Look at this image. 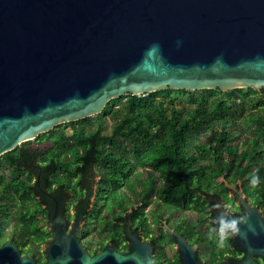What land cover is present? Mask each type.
Returning <instances> with one entry per match:
<instances>
[{
	"label": "water",
	"instance_id": "obj_1",
	"mask_svg": "<svg viewBox=\"0 0 264 264\" xmlns=\"http://www.w3.org/2000/svg\"><path fill=\"white\" fill-rule=\"evenodd\" d=\"M236 88L264 89V0H0V156L123 95ZM49 224L59 264L58 210ZM29 261L0 245V264Z\"/></svg>",
	"mask_w": 264,
	"mask_h": 264
},
{
	"label": "flooded vegetation",
	"instance_id": "obj_2",
	"mask_svg": "<svg viewBox=\"0 0 264 264\" xmlns=\"http://www.w3.org/2000/svg\"><path fill=\"white\" fill-rule=\"evenodd\" d=\"M29 147L26 156L19 159V167L0 165V207L7 197L2 178L5 183L23 178L29 184L32 198L28 212H21L16 202V211L3 221L5 214L0 211V234L5 230L11 233L14 239L8 241L15 242L20 258L31 259L28 264L47 262V244L53 238L49 223L55 210L63 225L59 264L264 263L255 245L259 220L264 226V163H230L224 158L221 164L213 165L207 161L210 155L206 150L196 153L198 159L190 157L192 162L186 167L206 171L217 168L219 176L208 183L203 194L176 199L157 194L160 185L154 179L160 177L155 170L161 166L142 165L135 147ZM99 152L110 155L98 158ZM116 159L127 164L125 172L151 173L143 179L139 195L109 194L103 168L112 167ZM253 173L261 177L256 186L250 184ZM131 175L125 185L129 190L134 187L130 186ZM147 184L153 186L151 195L142 194ZM219 202L231 203L234 216L248 215L249 223L241 225L246 240L238 234L220 248L207 237L210 217L219 214L213 205ZM69 235L74 238L67 243Z\"/></svg>",
	"mask_w": 264,
	"mask_h": 264
},
{
	"label": "trees",
	"instance_id": "obj_3",
	"mask_svg": "<svg viewBox=\"0 0 264 264\" xmlns=\"http://www.w3.org/2000/svg\"><path fill=\"white\" fill-rule=\"evenodd\" d=\"M204 95L192 110H186L183 105L174 102L176 96L183 95L188 90L165 89L150 92L143 95H123L110 100L103 111L97 115L89 116L77 121L67 122L73 125L70 134L62 128L50 130L35 138L33 141L51 140V148L76 149V148H125L128 141L138 149L137 154L142 158L141 164L149 166H161L156 169L162 184L157 188V194L169 198H181L203 194L217 176V168L206 170H191L186 167L192 161L197 160V154L206 150L210 155L213 165L221 164L224 154L230 159V163H264V121L262 122L261 134L251 141L248 148L245 146L238 153L237 146L230 143L238 133L227 129L228 121L225 117L227 106L223 101H218L212 111L206 110V100L221 93L217 89H202ZM231 92L247 99L251 95L256 98V106L260 109L259 117H264V89L255 91L251 88H236ZM177 93V95H173ZM191 93V92H190ZM197 100V99H195ZM234 102V99H230ZM218 110V113H216ZM108 118V120H107ZM222 118V119H220ZM110 121L111 123L109 124ZM92 123V124H90ZM110 125L111 131L105 134ZM199 125H205L213 131L212 140L206 143H196L193 146L188 141L190 131ZM31 140L21 143L13 150L0 156V165L20 166L19 159L26 156ZM194 149V150H193ZM110 155L99 152L98 158ZM202 155V154H201ZM75 157L76 153L72 152ZM117 157V155H115ZM100 161V160H99ZM145 161V163H144ZM62 163V161H56ZM66 163H69L66 161ZM126 163L116 159L112 167L103 168L106 185L111 188L110 195H120L121 188L126 185L133 169L125 172ZM73 171V170H71ZM74 172V171H73ZM206 174H208L206 176ZM3 179V178H2ZM3 192L6 200L0 207L5 214L6 221L10 213L9 203L19 202L21 212L29 211V184L23 178H11L8 183L3 182ZM124 181V182H123ZM130 186H134L130 181ZM153 186L146 185L142 194H153ZM107 188V189H108ZM181 203V200L178 201ZM25 220V218H23ZM14 237L5 230L0 234V245Z\"/></svg>",
	"mask_w": 264,
	"mask_h": 264
},
{
	"label": "rangeland",
	"instance_id": "obj_4",
	"mask_svg": "<svg viewBox=\"0 0 264 264\" xmlns=\"http://www.w3.org/2000/svg\"><path fill=\"white\" fill-rule=\"evenodd\" d=\"M188 91L189 92L183 95H179V94L177 95V93H173V95H177L176 98L174 99V102H177L180 105H183L186 110L188 109L192 110L193 107L196 106L197 102L202 98V96L204 95V92L202 90H188ZM253 97L254 96L251 95L249 98L244 99L240 95L231 92V90H227V91H221V93L214 95L212 97H208L206 100V110L207 111H212L218 101H223L225 105L227 106V112L225 114V117L228 121H231V122L226 123L225 127L227 129H231L235 133H238V136L235 137L230 142V143L236 144L238 153L241 151V149L244 146L248 148L251 144V141L255 139L256 137H259L262 131L261 127H262V122L264 121V117H259L260 109L257 108L256 103H255L257 99ZM231 98L234 99V102L230 100ZM216 113H218V110ZM263 114H264V111H263ZM108 122L109 124L111 123L110 121ZM58 128H62L63 130H65L67 134H70L72 131L73 125L62 123V124L55 126L53 129L57 130ZM110 131H111V128L109 125L108 128L105 130V134H109ZM45 133L47 132H44L42 134H45ZM212 134H213V131L211 129H208L207 126L199 125L197 127H194L190 131V133L188 134V141L191 146H193L196 143H200V142L206 143V141L212 140ZM43 141L35 140L31 142L30 144L35 145L37 147H51L53 145V142L51 140L48 142H43ZM262 143H263L262 147H264V142ZM125 146L126 148L133 147L128 141L125 142ZM224 158L228 161L230 160L227 155H224L223 159ZM207 161L211 162L212 158L209 157ZM241 163H244V162L241 161ZM147 175L151 176V173L150 172L147 173L143 171L141 175L132 174L131 182L134 183L133 189L129 190L125 185H123V188L121 189V195H130V196L139 195L140 191L143 190V179ZM154 180L157 186L162 184L159 178H156ZM8 205L10 208V213H13L16 211L17 207L15 203H9Z\"/></svg>",
	"mask_w": 264,
	"mask_h": 264
},
{
	"label": "clouds",
	"instance_id": "obj_5",
	"mask_svg": "<svg viewBox=\"0 0 264 264\" xmlns=\"http://www.w3.org/2000/svg\"><path fill=\"white\" fill-rule=\"evenodd\" d=\"M260 182L261 177L257 173H253L250 177V184L256 186ZM213 208L219 210V214L210 217V226L207 232V237L210 240L214 241L218 247L224 248L238 234L242 239H247V233L241 231V225L249 223L247 214L232 215L231 203L219 202L213 205Z\"/></svg>",
	"mask_w": 264,
	"mask_h": 264
}]
</instances>
